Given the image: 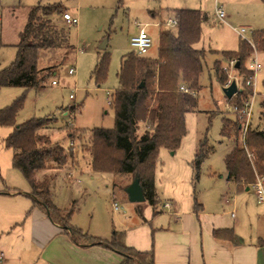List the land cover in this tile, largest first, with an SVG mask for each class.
I'll list each match as a JSON object with an SVG mask.
<instances>
[{"label":"rangeland","instance_id":"rangeland-1","mask_svg":"<svg viewBox=\"0 0 264 264\" xmlns=\"http://www.w3.org/2000/svg\"><path fill=\"white\" fill-rule=\"evenodd\" d=\"M53 3H61L65 12L78 21L69 23L63 18V14L54 15V22L66 34L67 43L42 50L39 67L41 73L45 74L43 85L29 89L3 86L0 89V108L24 95L23 107L17 115L18 123L32 117L55 116L57 120L54 125L41 131L50 134L53 141L62 143L73 153V158L68 163H79L78 167L68 171L75 182L62 179L66 169L54 177L50 185L52 199L60 205L73 208L72 217L84 225L83 231L96 237L109 239L112 230H121L126 224L136 225L142 221L138 213V202H132L125 190V182L128 178L135 177L134 175L100 171L95 172V180L89 179L91 176H88V170L92 168L89 131L94 127L112 128L115 125V112L109 101L120 84L121 61L125 54L133 51L130 46L131 36L145 27L153 39L147 55L157 57L160 32L169 28L176 30L175 26L167 23L169 18L176 17L174 9H200L208 14V20L203 23L201 39L195 44L198 48L207 49L200 75L201 88L197 91L198 104L186 114L187 132L179 148L175 152L165 147L158 150L155 189L162 203L158 205L161 211L154 214V207L146 201L142 206L151 231L149 236L163 259L168 260L166 253H170L176 262L179 251L165 250H182L185 238L189 239L188 247H191L195 239L181 235L173 227L168 229V226L175 223L178 215L183 216L185 213L182 212L185 211H193V216L196 217L194 194L200 203L204 197L209 198V209H219L228 215L234 212L236 219L244 220L246 236L264 232V202L258 200L253 186L238 193L239 198L232 200L231 204L222 202L218 206L214 196L216 193L224 194L223 201L234 196L221 175L226 173L225 157L237 139L224 136L222 132L225 118H238V114L231 108L234 104L229 102L223 91L224 86L217 77L214 62L222 59L224 49L238 46L240 36L234 28L245 27L243 37L251 40L253 31L264 29V0H1V67L16 58V43L26 23L29 8L37 4ZM217 7L225 10L226 23L216 18ZM152 10L157 11V14L153 15ZM105 39L107 47L102 48L101 44ZM103 51L110 53L111 60L106 79L98 83L92 72ZM255 52L262 66L256 72L253 84H247L241 72L232 67L227 83L231 78V82L237 81L238 89L250 88L251 94L254 89L256 101L252 106L250 123L253 128L264 130V51H258L253 46L250 55L255 56ZM230 60H220L224 71ZM248 60L245 68L249 65ZM71 68L73 73L69 72ZM245 72L247 76L251 73L247 69ZM54 80L56 83H53ZM71 94L73 98L70 97ZM70 105H76L79 109L74 115H65L63 108ZM144 127V123H141L139 136L144 133ZM79 129L86 130L81 139L68 136V131L78 133ZM12 130V126L0 125V185L24 188L29 186L28 180L13 166V151L6 146V138ZM201 142L207 147L213 146V150L202 162L200 178L194 186L190 163ZM85 180L91 182L84 184ZM86 185L90 186L85 189ZM78 188H81V192ZM175 199L181 202L179 213L170 205ZM166 202H169V206H165ZM115 205L118 206L117 209Z\"/></svg>","mask_w":264,"mask_h":264},{"label":"trees","instance_id":"trees-1","mask_svg":"<svg viewBox=\"0 0 264 264\" xmlns=\"http://www.w3.org/2000/svg\"><path fill=\"white\" fill-rule=\"evenodd\" d=\"M1 5V0H0ZM65 12L61 3L34 5L29 8L27 20L20 31L16 44V58L8 65L0 64V89L3 86L38 88L43 85L45 74L41 73L39 59L42 50L67 43L66 34L54 22V15ZM178 24L174 29L162 30L157 57L138 55L131 51L124 55L119 70L120 84L112 93L110 104L115 112L112 128L94 127L89 131L91 167L96 172L139 174L146 202L153 205L154 214L160 202L155 189V168L160 147L176 151L187 132L186 114L198 104L197 91L201 88L200 75L207 49L195 46L201 39L202 25L208 14L200 9L177 8ZM252 42L258 51H264V29L253 31ZM2 42L0 41V45ZM253 52L250 41L240 38L238 48L223 50L225 59H236L246 82L245 62ZM111 56L103 51L97 60L92 76L100 83L108 74ZM217 77L223 86L228 81V73L220 60L214 62ZM250 88L239 89L229 102L242 107L251 94ZM24 95L0 108V125L12 126L6 138V146L12 149V163L28 180L34 194V204L40 206L56 222L65 225L72 239L82 244H99L111 248L123 256L120 264H156L153 250L141 251L125 243L121 232L115 230L111 238L95 237L72 223L73 208L62 209L51 199L52 175L39 178V171L60 168L73 153L62 143L53 141L42 132L55 123V116L32 117L22 123L17 115L23 107ZM154 103V105H151ZM264 106V101H263ZM79 108L70 105L63 108L68 115H74ZM264 115V112H263ZM141 123L144 133L138 135ZM243 120L225 118L223 135L236 137V143L225 157L228 179L247 186L256 182L257 175L264 176V130L249 125L245 137ZM80 130V129H79ZM86 130L68 131V136L81 139ZM213 150L200 143L191 166L193 181L200 178V170L205 157ZM248 152L254 155L249 159ZM143 202H140L141 205ZM197 208L200 204L196 203ZM141 213V211H140ZM214 235L240 243L241 239L233 229H216Z\"/></svg>","mask_w":264,"mask_h":264},{"label":"crops","instance_id":"crops-1","mask_svg":"<svg viewBox=\"0 0 264 264\" xmlns=\"http://www.w3.org/2000/svg\"><path fill=\"white\" fill-rule=\"evenodd\" d=\"M152 14L156 15L157 11L152 10ZM222 22L226 23V18L225 21ZM234 30L240 36L238 29L234 28ZM160 37L161 36H159V47ZM239 41L237 45H239ZM237 48L238 46H236V48L224 50H235ZM218 60L226 61L227 59L222 55V59ZM63 111L65 115H68V110ZM53 125L54 124H52V126ZM77 160L79 161V158ZM78 165L79 163L73 164L72 162H69L60 168H47L39 171V178L42 179L45 174H50L52 175L53 180L54 177L58 176L60 171L66 169L62 174V179L64 181L71 180V182H75L72 175H68V171L78 167ZM88 171L90 174L88 176H91L89 179L91 178L92 180H95L96 171H93L92 168ZM221 176L224 178L223 180L226 185L228 184L227 186L229 190L234 192V196L231 198H225L223 201L224 194L216 193L214 196L216 204H219L218 206H221L222 202L231 204L232 200L236 201V199L239 198L238 193L249 190L251 186L254 187L256 192L254 183L247 186L239 185L237 182L228 179L227 171ZM133 178L127 179L125 182V188L133 181ZM89 182H91V180L88 182L85 180L84 184H88ZM28 185L29 186H25L24 188L0 185V252L4 253V259L1 264L121 263L123 256L111 248L99 244H82L75 242L69 233V229L67 231L65 225L54 221L46 211L40 206L34 204L32 187L29 182ZM87 186L90 185H86L85 189H87ZM111 190H113V187ZM79 192H81V188L79 189ZM156 194L160 200L157 192ZM194 199L196 209L194 212L197 214L196 217L193 216V211H185L182 212L183 214L185 213L183 216L180 214L179 217L178 215L175 223H170L168 226V229L173 227L174 230L181 233V235L188 238L194 237L195 239V241L193 240L191 243V247H188L189 239L185 238L186 241H184L182 250H165L179 251L176 262L173 261L170 253H166L169 257L168 260L163 259L162 254H159L157 251L156 245L154 248V243L149 236L151 231L147 225L148 219L143 214L142 206L144 202L141 205L137 203L138 213L142 219L140 223H137L136 225L126 224L122 227L123 229H114L112 232L115 230L121 232L125 243L137 250H153L156 264H264V232H258L246 236L244 220L236 219L234 212H231L230 215H228L225 214L226 212H221L219 209H209L208 205H210V200L207 197L203 198L202 203L198 202L195 194ZM52 201L62 209L68 208V206L58 204L53 199ZM197 202L200 204L198 208L196 206ZM167 203L169 204V202H166L165 206ZM160 204L162 203L159 202L158 205ZM170 205L174 206L179 213L181 207V202L179 200L175 199V202L173 201ZM151 206L153 207V205ZM154 210L155 209H153V213ZM156 211H161L158 206ZM78 221L74 216L72 217V223L74 225L84 228V225ZM216 229H233L234 233L241 239V242L235 243L229 239L216 237L214 235V230ZM188 251H195V253L188 254Z\"/></svg>","mask_w":264,"mask_h":264},{"label":"built area","instance_id":"built-area-1","mask_svg":"<svg viewBox=\"0 0 264 264\" xmlns=\"http://www.w3.org/2000/svg\"><path fill=\"white\" fill-rule=\"evenodd\" d=\"M215 14H216V17L218 20L225 21L226 12L223 8L217 7L215 10ZM63 18L66 21H68L69 23H76L78 21L77 18L72 17L71 14L68 12L63 13ZM167 23L171 26H176L178 24V17L176 16L174 18H169ZM245 31H246L245 27H241L240 29H238V32H239L241 37H243V33ZM243 38L246 39L245 37H243ZM247 40L250 41L252 43V45L254 46L251 39H247ZM152 45H153V39L151 38L149 33L146 31L145 27H142L137 34L131 36V38H130V46H131L132 50L134 52H136L138 55H147V53H148L149 49L152 47ZM248 59H249L248 60L249 65H248V67L246 66V69L248 71H250L251 73L247 76L246 83L247 84H253L255 74L261 68L262 65L257 58V53L255 56H253V54L250 55V57ZM236 63H237L236 59H231L229 61V66L225 67V71L229 74L231 67L236 69ZM69 72L73 73V69L71 68L69 70ZM53 83H56V81L54 80ZM230 83H231V78L229 79V82L227 83V85H229ZM255 96H256V94H255V91L253 89V92L250 95V97L247 98L246 100H244L242 107H238V105H232L231 106L232 110L235 113H237L239 115V117L243 120V123H242L243 138L245 137V134H246V131H247L249 125H251L250 116H251L252 106L254 105V103L256 101ZM70 97L73 98L74 97L73 94H71ZM263 101H264V95H263ZM71 144L73 145V142ZM248 156H249V159L253 162L254 161V155L251 152H248ZM254 185H255L259 200L264 201V176L257 175L256 182L254 183ZM166 206H169V204L167 203ZM115 208L117 209L118 206L115 205ZM3 259H4V253L0 252V264L3 261Z\"/></svg>","mask_w":264,"mask_h":264},{"label":"water","instance_id":"water-1","mask_svg":"<svg viewBox=\"0 0 264 264\" xmlns=\"http://www.w3.org/2000/svg\"><path fill=\"white\" fill-rule=\"evenodd\" d=\"M101 47L102 48L107 47L106 39L101 44ZM239 65L240 63L239 61H237L236 67H239ZM238 90H239L238 83L236 80H233L229 85H226L223 87V91L228 98H231L232 96H234L238 92ZM125 190L128 193L129 199L132 202L140 203V202L146 201L144 189L141 185L139 174L135 175V177L133 178V181L125 188Z\"/></svg>","mask_w":264,"mask_h":264}]
</instances>
